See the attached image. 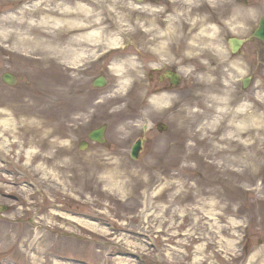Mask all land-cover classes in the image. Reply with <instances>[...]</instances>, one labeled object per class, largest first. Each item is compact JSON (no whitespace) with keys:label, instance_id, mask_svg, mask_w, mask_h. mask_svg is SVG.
Masks as SVG:
<instances>
[{"label":"rangeland","instance_id":"rangeland-1","mask_svg":"<svg viewBox=\"0 0 264 264\" xmlns=\"http://www.w3.org/2000/svg\"><path fill=\"white\" fill-rule=\"evenodd\" d=\"M40 1V13L75 2L0 0V18L15 15L22 6H29L33 11L31 6ZM82 1L93 4V0ZM155 1L157 4L163 2ZM133 2L138 5L146 0ZM238 4L254 6L258 15L244 32L234 34L223 29L220 42L230 58L240 59L243 63L246 73L234 75L232 81L241 100L246 102L256 86L262 87L264 94V43L251 37L264 15V1L256 4L252 0H239ZM167 8L170 5L167 4ZM34 18L37 19L36 15ZM232 36L245 40L236 54L230 51L227 42ZM121 40L124 41L120 44L122 49L110 51L98 46L86 58L79 77L80 88H73L71 93L74 106L66 112L70 107L66 102L68 96L64 98L61 94L62 99L60 94L46 90L51 75H45L42 66L25 56L24 50H16L14 36L0 38V108L6 101H27L34 106V117L51 122V127L54 124L56 128L61 127L58 140L65 142L70 157L77 161L74 172L84 177L103 176L104 164L108 168L119 167L117 180L126 181L122 171L133 173L144 165L150 166L149 172L158 178L148 192L140 188L136 195L129 194V187L113 192L94 189V184L81 188L77 182L76 191L81 201L90 198L93 202L92 206H87L61 195L23 194L22 188L33 190L28 179H20L17 184L8 183L6 177H18L20 173L12 165L5 168L3 165L6 164L0 160V234L10 232L14 240L6 245L4 239H0V264H34L29 258L33 253L30 246L32 232L36 228L46 231L43 229L47 226L44 217L53 204L71 215L74 214L68 210L79 214L96 211L105 219L96 222L97 225L108 233L84 227L54 230L50 233L51 243L57 252L47 255L48 264H264V157L254 163L252 151L246 146L244 154L239 155L246 160L242 166L241 158L231 164L228 159L234 156L215 153L213 145L219 135L216 128L206 125L214 113H203L206 105L192 99L194 91L191 87L203 71L200 70L204 67L202 59L186 58L176 52V58L180 57L181 62L172 58L160 70L149 67L150 60L142 59L140 80L119 94L110 67L114 60L129 54L138 38L125 36ZM202 56L210 61L212 68L216 66L213 55L203 53ZM180 66L192 70L193 75L179 72ZM166 69L177 70L182 81L169 88L175 97L172 106L158 111L149 103V98L158 92L155 88L168 87L164 86L165 81L159 80ZM4 73L17 77L15 85L2 80ZM229 73L224 65L215 76L221 82ZM75 76L72 77L75 79ZM98 76L106 77V86H93V80ZM244 77H251L246 88L241 83ZM68 78L63 72L57 73L60 90H63V83L69 82ZM196 91L207 95L204 87L198 86ZM51 104L52 108H48ZM39 113L41 116L37 115ZM104 123L108 126L106 143L90 142L88 148L80 150L79 142L87 140L88 132ZM145 126L147 129L144 130ZM139 139H144L143 149L138 159H133L130 150ZM217 145L223 147V144ZM11 155L14 157L13 153ZM91 163L92 167L88 165ZM228 167L231 173L225 172ZM173 181L179 184L180 199L171 203L172 192L164 190L166 182ZM188 190L190 194L187 195ZM9 191L16 195L10 196ZM170 204L171 210H166ZM200 217L202 219L198 221ZM85 241H89L88 248ZM44 260L42 258L39 263L45 264Z\"/></svg>","mask_w":264,"mask_h":264},{"label":"bare ground","instance_id":"bare-ground-1","mask_svg":"<svg viewBox=\"0 0 264 264\" xmlns=\"http://www.w3.org/2000/svg\"><path fill=\"white\" fill-rule=\"evenodd\" d=\"M133 1L93 0L91 1L93 4H86L82 0H75L72 5L61 4L47 13L39 12L38 3L40 5L41 1L31 6L33 11L29 6H22L15 15L7 14L0 18V38L14 36L16 50H24L25 56L42 66L41 70L46 73L45 75H51L47 79L46 90L49 93L60 94L62 99L68 96L66 102L70 103V107L66 108V112L74 106L75 101L71 93L73 88H80L79 77L81 71H84V62L98 46L113 51L122 49L120 47L122 37L138 38L129 54L122 59L114 60L110 67L115 77L116 92L119 94L140 80L142 59L150 60L148 65L151 68H161L172 58L181 62L180 57L176 58V52H180L186 58L202 59L204 67H199L203 71L191 87L194 91L192 99L200 100L206 105L207 112L204 110L203 113H214L206 125L216 128L215 132L219 135L216 137L217 141H213L215 153L234 156L228 159L231 164L241 158L242 166L246 160L239 155L244 154L246 146L252 151L254 163L260 157H264L262 87L256 86L258 90L253 91L248 101L241 100L233 87L232 79L236 74L246 73L243 63L240 59L230 58L220 42L223 29L234 34L244 32L258 15L256 8L242 6L238 4L239 0H163L158 4L155 0H146L138 5ZM252 1L257 4L264 0ZM167 4L170 5L169 9ZM35 15L37 19L34 18ZM6 41L8 40L4 42ZM203 53L216 58L217 64L214 68L211 67L210 61L202 56ZM224 65L228 67L230 73L220 82L215 75ZM178 68L182 74L193 75V71L187 67ZM59 72L69 77V82L63 83V90L58 88L61 82L56 80ZM72 76H75V79ZM198 86L206 88L207 95L201 91L195 92ZM155 93L150 96L149 103L156 110L169 109L174 103L175 97L170 91ZM2 104L0 160L6 164L3 165L5 168H8V164L12 165L20 173L18 177H6L8 183L17 184L20 179H28V184L33 190L22 188L23 194L33 195L40 192L48 197L61 195L75 203L92 206L90 198L81 201L76 191L77 182L81 188H88L94 184V189L113 192L125 191L129 187V194L136 195L140 188L148 192L158 179L149 172L151 167L148 165L133 173L122 171V175L126 174V181L116 179L120 173L118 166L108 168L104 164L102 166L106 169L103 176L84 177L83 174L74 172L77 161L70 157L65 142L58 140L57 133L61 127L56 128V124L51 127V122L34 117L32 115L34 106L27 101H6ZM52 106L53 104L48 108ZM37 115L41 116L40 113ZM218 143L223 144V147L217 145ZM88 165L92 167V163ZM229 168H225V172L231 173ZM202 191L204 192V189ZM164 192H172L171 203L180 199L177 181L166 182ZM9 193L10 196L16 195L13 191ZM170 206L171 204L166 210H171ZM68 212L74 215L65 213L62 207L53 204L48 215L44 217L47 226H43V229L46 231L36 228L32 232L30 246L33 253L29 254V258L34 264H40L42 258L45 259V264H48L47 255H50V252H57L56 246L51 243L50 233L54 230L69 227L77 230L84 227L90 231L108 233L97 225L96 222L105 219L96 211L91 210L82 214L70 210ZM201 219L200 217L198 221ZM34 223L39 224L40 221ZM0 239H4L6 245L14 241L10 232L0 234ZM88 242H84L86 248L89 247Z\"/></svg>","mask_w":264,"mask_h":264},{"label":"water","instance_id":"water-1","mask_svg":"<svg viewBox=\"0 0 264 264\" xmlns=\"http://www.w3.org/2000/svg\"><path fill=\"white\" fill-rule=\"evenodd\" d=\"M253 37H258L259 39H261L264 42V17L261 19L260 23H259V27L254 31ZM230 45L232 47L233 52H237L238 49L240 48V46L242 45L243 41L237 38H230L229 39ZM167 77L170 78L171 82L174 84H179L180 83V76L177 73H172L171 75L167 74ZM4 81L7 84L13 85L15 83V77H13L11 74H5L4 75ZM250 83V78H247L244 81V87H247ZM106 84V80L104 77H100L98 79L95 80L94 85L98 86V87H103ZM105 131H106V125H103L97 129H94L93 131H91L89 133V138L90 140L94 141V142H99L101 144L105 143ZM86 147H88V143L87 142H81L79 144V148L81 150H84ZM141 147H142V141H138L136 142L133 147H132V151H131V156L133 158H138L139 152L141 151Z\"/></svg>","mask_w":264,"mask_h":264},{"label":"flooded vegetation","instance_id":"flooded-vegetation-1","mask_svg":"<svg viewBox=\"0 0 264 264\" xmlns=\"http://www.w3.org/2000/svg\"><path fill=\"white\" fill-rule=\"evenodd\" d=\"M164 86H168L167 88H171L172 87L169 81L168 82H165V85ZM161 89H164V88H161ZM161 89H158V90H161Z\"/></svg>","mask_w":264,"mask_h":264}]
</instances>
